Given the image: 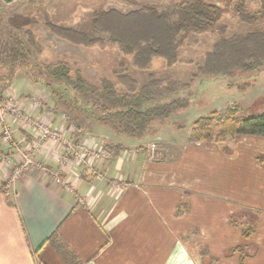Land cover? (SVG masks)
I'll use <instances>...</instances> for the list:
<instances>
[{"label":"crops","instance_id":"0c3cea01","mask_svg":"<svg viewBox=\"0 0 264 264\" xmlns=\"http://www.w3.org/2000/svg\"><path fill=\"white\" fill-rule=\"evenodd\" d=\"M185 108L156 122L151 149L146 134L106 136L101 124L87 130L93 133L82 143L122 149L107 160L75 161L67 187L45 171L57 167L53 139L38 147L41 166L28 164L8 182L32 132L11 121L17 145L0 141V264H264V137L189 141L193 124L185 131L172 125ZM247 227L254 232L245 238ZM241 245L240 262L233 250Z\"/></svg>","mask_w":264,"mask_h":264},{"label":"trees","instance_id":"16d2710c","mask_svg":"<svg viewBox=\"0 0 264 264\" xmlns=\"http://www.w3.org/2000/svg\"><path fill=\"white\" fill-rule=\"evenodd\" d=\"M14 1L0 0V67L40 69L49 78L45 86L52 100L67 116L86 120L85 124L99 123L116 135L142 137L154 123L156 125L157 121L187 107L189 100L184 93L195 81L231 78L261 71L264 66V29L224 36L227 26L222 21L223 14L231 9L238 21L257 24L264 20V0H259L253 12L248 10L247 0L132 2L135 7L126 11L114 7L94 11L87 31L44 19L43 24L50 32L75 45H115L123 55L130 56L132 67L143 71L150 70L153 59H163L168 67L177 63L179 48L191 34L211 32L219 35L211 49L204 53L202 63L195 65L188 82L157 78L149 73L143 84L123 72L112 78L102 77L94 84L65 59L33 63L37 53L42 52V46L27 28L31 23L28 17L5 11L4 6ZM217 115L219 113L212 112L198 117L188 140L222 144L226 138L236 135L264 137V110L246 117L237 115L234 109H226L223 115ZM121 149V144H111L104 150L112 158ZM257 158L262 162L260 157ZM253 232V227H247L242 230V235L248 238ZM243 249L241 245L233 250L241 253L240 262L246 256Z\"/></svg>","mask_w":264,"mask_h":264},{"label":"rangeland","instance_id":"374dc122","mask_svg":"<svg viewBox=\"0 0 264 264\" xmlns=\"http://www.w3.org/2000/svg\"><path fill=\"white\" fill-rule=\"evenodd\" d=\"M176 1L178 0H16L5 5L4 8L7 12L26 16L31 21L27 28L32 30L35 40L42 46V52L37 53L33 63L41 61L55 62L59 59H65L72 68L79 69L82 75L94 84H98L99 79L102 77L112 78L121 72L130 75L139 84L146 81L149 73L157 78H172L180 82H188L195 65L202 63L204 53L210 50L218 40V34L211 32L191 34L179 48V61L177 63L168 67L163 59H154L150 70L143 71L132 67L130 56L123 55L113 44L106 43L104 47L97 44L90 47L75 45L57 37L43 24L44 19L47 18L54 23L87 31L90 29L91 16L94 11L110 7L126 11L135 7L132 2L167 4ZM258 3L259 0H247L248 10L255 11ZM222 21L227 26L224 36L242 34L254 29H264V20L257 24L242 23L238 21L231 9L226 10ZM46 80H49V78L38 68L31 70V67L26 69L0 67V95L3 98L0 104L8 105V108L4 110V119L11 134V141L5 144L9 146L17 145L10 123L11 121H21L25 126L30 127L32 131L29 146L24 152L31 151L30 156L34 157L37 162L40 161L36 159L35 155L40 148V143L52 139L44 134L46 128L50 129L52 127L49 124L50 120H53L55 124L53 127L55 131L61 129L60 133L67 140L80 144H82L80 139L86 138L85 136H89V134L92 135L93 132L88 131H95L99 128V123L88 122V124H85L86 120L80 118L74 120L73 115L67 116L64 110L52 100L50 92L45 86ZM213 80L195 81L190 89L192 97L189 96L190 91L184 93L186 96L191 97V104L184 109L180 120L172 124L173 126H178L179 130L183 129L185 131L186 127L192 125L198 117L211 115V111L214 110H217V114L219 113L217 117L223 115L226 109H234L237 115L243 117L256 115L264 110V66L261 71L236 75L229 80L224 78H219L217 82ZM224 80L235 87H228ZM236 88L239 91H236ZM227 99L236 102L226 103ZM20 102L25 105V108L20 105ZM14 104H19L18 109L12 107ZM17 110L20 113L16 112ZM49 114L50 119L47 118ZM25 120L27 123L24 122ZM156 126L154 123L146 134L151 141V144H147L150 149L153 148L152 143L154 133L157 131ZM105 129L108 133L106 136H109L111 129L109 127H105ZM85 132L88 133L85 134ZM160 133H162L161 135L164 134L163 132ZM226 140H223L222 144H225ZM56 142L59 144L57 146L60 150L57 158L58 166L60 155L65 150L61 142ZM153 144H156V142ZM85 146L100 149L99 151L104 150L106 147L101 141ZM91 160V162L95 161L94 159ZM54 169L45 167L48 175ZM91 169L96 173L98 172L97 168L91 167Z\"/></svg>","mask_w":264,"mask_h":264},{"label":"built area","instance_id":"2783aa9c","mask_svg":"<svg viewBox=\"0 0 264 264\" xmlns=\"http://www.w3.org/2000/svg\"><path fill=\"white\" fill-rule=\"evenodd\" d=\"M7 105V104H6ZM4 104H0V126H1V142L8 143L11 141V134L9 131V127L6 124L5 117H4V110L8 108V105L6 106ZM13 107V106H12ZM16 112H19L18 110ZM20 113V112H19ZM23 117V116H22ZM25 118V117H24ZM50 128V127H49ZM51 129V130H50ZM46 128L44 134L48 135L53 140H57L63 144L64 152L62 155H60L58 166L56 169L52 170L49 173V176L51 180L58 185L66 186L70 183V178L73 173L71 166L72 164L76 162H85V159H94V160H101L104 158H109V152L107 150L99 151L100 149H96L94 147H88L85 146L86 144L82 143L80 145L75 146L69 139L67 140L63 134H61V130L53 128ZM44 136V135H43ZM39 144V142H37ZM68 145V146H66ZM31 152V151H30ZM30 152H27L23 155V161L17 165L12 175L9 179V183L13 182L22 172V170L26 167L28 164H35L36 166H41L40 162L35 161V158L30 156ZM89 153V155H88ZM88 155V156H87ZM85 156H87L85 158ZM112 186H116L117 188H121L123 184H119L117 181H114L112 183Z\"/></svg>","mask_w":264,"mask_h":264}]
</instances>
